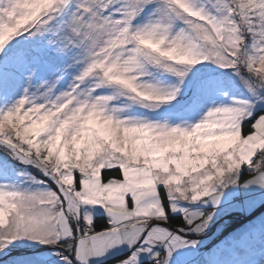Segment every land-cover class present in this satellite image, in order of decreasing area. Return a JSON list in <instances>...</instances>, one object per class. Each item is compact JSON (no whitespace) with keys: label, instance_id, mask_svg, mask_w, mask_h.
<instances>
[{"label":"snow or ice","instance_id":"1","mask_svg":"<svg viewBox=\"0 0 264 264\" xmlns=\"http://www.w3.org/2000/svg\"><path fill=\"white\" fill-rule=\"evenodd\" d=\"M24 33L45 37L43 44L6 49ZM101 33L104 39L97 42ZM173 38L191 42L179 57L190 58L191 63L171 58L179 46H168ZM44 49L68 56L69 62L59 70L62 74L76 66L79 70L65 90L56 91L61 79L57 76L34 91L26 87L14 102L0 105V146L49 178L24 172L21 175L36 187L0 183V251L27 237L62 249L57 255L64 264H90L92 258L127 244L128 255L114 264H143L144 254H150V264H170L176 249L197 243L193 237L217 214L224 189L264 187V111L257 112V103H264V64L257 65L259 56L250 55L264 53V0H0V52L4 53L0 64L26 65ZM114 51L139 62L138 82L148 65L175 73L182 83L189 66L212 61L231 70L246 95L234 96L227 104L214 103L198 122L127 117L121 126V144L112 139L115 129L104 127L111 121L98 125L84 107L100 100L112 105L111 94L98 90L120 85L102 82L97 74L107 75L116 67L111 62ZM149 85L137 91L125 89L121 96L155 109L180 92L164 93L165 84L160 82ZM3 86L0 79V89ZM198 107L199 100L193 105ZM82 112L85 119L73 128L71 120ZM213 113L230 116L232 129L241 135L249 126L242 136L253 147L240 159L229 155L222 163L219 152L213 154L216 148L227 147L226 142L211 143L223 132L198 135ZM38 114L51 125L38 128ZM52 125L60 129L54 143L47 141ZM242 165L252 174L243 184L237 182ZM229 173L239 174L229 182L224 179ZM8 174V167L0 162V176ZM197 202L210 204L208 209L214 211L191 207ZM98 205L109 217L99 227L98 209L93 207ZM176 212L183 216L180 227L170 225ZM160 246L164 251L154 250Z\"/></svg>","mask_w":264,"mask_h":264},{"label":"rangeland","instance_id":"2","mask_svg":"<svg viewBox=\"0 0 264 264\" xmlns=\"http://www.w3.org/2000/svg\"><path fill=\"white\" fill-rule=\"evenodd\" d=\"M142 20L143 16L138 17L137 23ZM44 39L45 37H31L28 33H24L22 36H17L10 41L6 45V49L14 50L18 46L38 47L43 44ZM34 55L37 58L30 59L29 63L23 66L11 63L0 64V79L4 81V86L0 89V105L14 102L23 94L26 87H31L34 91L44 81H54L57 76H60L61 79L57 84L56 91L65 90L79 70V66H76L67 69L62 74L59 70L69 62L68 56L57 55L50 49H44L34 53ZM3 56L4 53L0 52V60L3 59ZM29 75H31V80H29ZM140 79L150 83L160 82L165 85L180 83V92L174 100L161 103L160 107L155 109L133 102L129 97L120 96L111 101V104L122 109L123 117H146L151 120H167L172 124L181 123V121L198 122L200 117L214 103L227 104L234 96L246 95V90L239 85L238 78L235 77L234 73L212 61H200L189 66V71L182 83L175 73L168 72L156 65H148V71ZM98 91L101 94H112L115 91V86H105ZM198 100L199 107L193 108ZM260 109H264V103L258 102L257 112ZM242 135L244 134L242 133ZM0 162L4 163L9 169L7 177L0 176V183L20 184L24 182L23 186L25 187H36L35 184L27 181L25 176L21 175L24 172L30 173L38 179H49L40 169L15 159L3 146H0ZM245 169L247 167L242 165L240 183ZM251 178L252 175L246 180ZM49 183H51L50 180ZM263 204L264 187L236 185L224 189L217 214L213 216L208 227L200 233L202 235L198 234L197 238L193 237L197 243L176 249L172 254L170 264H246L241 258V254H239L244 249V251L249 250L247 253L256 252L252 259L254 264H264V211L254 218L242 222L239 229L225 231L230 222L234 220L227 219V216L243 214L248 217ZM93 207L98 209L95 215L101 213L108 217L102 206ZM191 207L207 210L211 205L197 202L192 204ZM208 211H214V209H208ZM173 214L181 213L176 212ZM241 219H244V217H241ZM226 221L228 222L226 223ZM220 233L224 234L220 235L210 248L201 250L210 241V238L213 236L218 237ZM154 250L164 251V248L160 246ZM129 251L127 244H122L112 248L104 257L92 258L90 264L106 263L125 253L128 255ZM60 252L62 250L56 246L25 237L12 241L0 251V264H64L61 257L57 255ZM144 260L150 261V254H144L142 261ZM74 264H78V262L74 261ZM109 264H114V262Z\"/></svg>","mask_w":264,"mask_h":264},{"label":"clouds","instance_id":"3","mask_svg":"<svg viewBox=\"0 0 264 264\" xmlns=\"http://www.w3.org/2000/svg\"><path fill=\"white\" fill-rule=\"evenodd\" d=\"M103 33L98 35L97 42L99 40H103ZM173 44H178L179 46L175 48V50L171 54V58L176 60L180 64H188L191 63V59L189 60H180L179 57L185 55L186 49L191 47V42L187 39L176 41L173 38V41L169 42L168 46L172 47ZM253 57L259 56L257 60V65L264 64V53H251ZM111 62L116 65L112 72L104 75L102 73H98L102 82H106L108 84H116L120 85V87L116 88L115 91L109 97L110 100L117 99L121 95H126L125 89L131 88L132 91H137L138 89L144 88L149 85V82L139 81L137 80V72L138 69L141 68V65L138 61L130 60L123 57L122 52L114 51L111 54ZM264 79V76H262ZM264 87V85H261ZM173 90L176 92L180 91V83L174 85H165L162 88L164 93H171ZM94 106L88 103H84V107L88 109V111L92 112V116L89 119L95 120L99 125L101 121H111V124H105L104 127H111L115 129L116 135L112 137L114 140H120L121 144H123L122 139V127L127 123V117L122 116L121 110L117 107L110 105L108 102L100 100L98 102H93ZM43 108V105L39 106ZM211 111V110H210ZM86 113H81L78 118H73L71 120V126L73 128H77L80 126L81 122L85 119ZM210 123L206 125H202L201 129L198 133L199 136L208 137L213 136L216 133L223 132L224 135L218 137L211 141V143L215 145H223L225 142L227 143V147L223 148V151H220L219 148H216V152H219L221 162L223 163V158L228 157L229 155L233 158L240 159L243 153H245L249 147H253L250 142L245 139L239 132V130H233L232 125L229 123L230 116L225 118L224 113H213L212 116L209 117ZM47 125H51V120L46 119L43 114H38L37 127H46ZM52 133L48 135L47 141L55 142V133L59 132L60 129L56 128L55 125H52ZM135 135H141V133L137 132ZM135 139V136L133 137ZM195 139V137H193ZM230 162V161H229ZM237 173L236 175H238ZM236 175L229 173L224 177L225 180L231 182L233 179H236ZM240 183V180L237 181ZM188 187L187 182H185V188ZM190 196L191 193L189 192ZM2 217H0V222H2Z\"/></svg>","mask_w":264,"mask_h":264},{"label":"trees","instance_id":"4","mask_svg":"<svg viewBox=\"0 0 264 264\" xmlns=\"http://www.w3.org/2000/svg\"><path fill=\"white\" fill-rule=\"evenodd\" d=\"M261 111H264V109H260L258 110V112H261ZM248 128L249 126H245L244 128V131H243V134L246 135L247 132H248ZM252 174H250L248 172L247 169L244 170V172L242 173V180H245L247 179L249 176H251ZM165 196H166V193H165ZM262 211H264V204L259 208L257 209L256 211H254L250 216L246 217L245 215L243 214H233L232 216H227L226 218L227 219H234L232 222H230V224L228 225V227L226 228L225 231H228V230H237L241 227V223L242 222H245V220L247 219H252L254 218L257 214L261 213ZM249 215V214H248ZM241 217H244V219H241ZM225 218V219H226ZM226 219V220H227ZM171 222H170V225L173 226V227H180L182 226V223H183V216L182 214H172L171 215ZM108 221V217L105 215V214H97L96 215V222H97V225L98 227L104 223H107ZM225 222V220H224ZM228 221H226L227 223ZM240 224V225H239ZM225 233V232H224ZM224 233H220L218 237H215L213 236L212 238H210L209 242L204 245L201 250H204V249H207V248H210L215 242L216 240L220 237V235H223ZM199 236V235H198ZM194 237H197V235H195ZM60 249V248H59ZM62 250V249H61ZM245 250V249H244ZM241 251L239 254H241V258L245 261L246 264H254V261L252 260L254 258V254L256 255V252H252V253H247L249 250H246V251ZM63 251V250H62ZM127 253H125L124 255H121L113 260H110V261H107L106 263H102V264H109V263H112V262H115L116 260L118 259H121L123 258L124 256H126ZM143 264H150V261L148 260H144L143 261Z\"/></svg>","mask_w":264,"mask_h":264},{"label":"crops","instance_id":"5","mask_svg":"<svg viewBox=\"0 0 264 264\" xmlns=\"http://www.w3.org/2000/svg\"><path fill=\"white\" fill-rule=\"evenodd\" d=\"M246 180V179H245ZM245 181L244 180H242L241 181V184H243ZM243 186V185H242ZM232 216V215H231ZM224 220V219H223ZM200 235H202V234H200ZM197 237H198V235H197ZM197 237H195V238H197Z\"/></svg>","mask_w":264,"mask_h":264}]
</instances>
